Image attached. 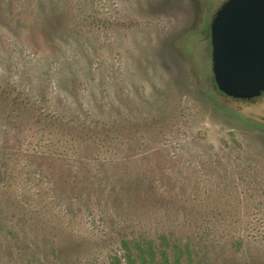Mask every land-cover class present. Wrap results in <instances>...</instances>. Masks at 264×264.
I'll use <instances>...</instances> for the list:
<instances>
[{"label": "rangeland", "instance_id": "1", "mask_svg": "<svg viewBox=\"0 0 264 264\" xmlns=\"http://www.w3.org/2000/svg\"><path fill=\"white\" fill-rule=\"evenodd\" d=\"M224 1L0 0V264H264V94L220 92L202 34Z\"/></svg>", "mask_w": 264, "mask_h": 264}, {"label": "water", "instance_id": "2", "mask_svg": "<svg viewBox=\"0 0 264 264\" xmlns=\"http://www.w3.org/2000/svg\"><path fill=\"white\" fill-rule=\"evenodd\" d=\"M217 89L233 99L264 92V0H225L210 23Z\"/></svg>", "mask_w": 264, "mask_h": 264}, {"label": "flooded vegetation", "instance_id": "3", "mask_svg": "<svg viewBox=\"0 0 264 264\" xmlns=\"http://www.w3.org/2000/svg\"><path fill=\"white\" fill-rule=\"evenodd\" d=\"M222 5V4H221ZM220 5V6H221ZM210 23L211 21L209 22V25H207L204 30L202 31V34H203V37L205 38L208 46H209V50H210V57H211V43H210ZM264 94V92L259 96L261 97L262 95ZM259 97H256V98H253V99H250V100H246V99H236V100H240V101H253Z\"/></svg>", "mask_w": 264, "mask_h": 264}, {"label": "trees", "instance_id": "4", "mask_svg": "<svg viewBox=\"0 0 264 264\" xmlns=\"http://www.w3.org/2000/svg\"><path fill=\"white\" fill-rule=\"evenodd\" d=\"M216 85V84H215ZM217 88V87H216ZM163 255V259H164V261H167V256H166V254L163 252L162 253ZM129 260H131V258H128ZM144 262V261H143ZM142 264H147V263H142Z\"/></svg>", "mask_w": 264, "mask_h": 264}]
</instances>
